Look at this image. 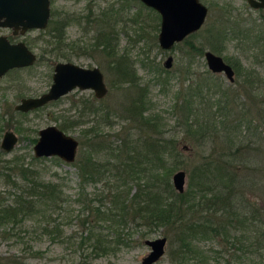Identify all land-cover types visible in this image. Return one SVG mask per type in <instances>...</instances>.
<instances>
[{
	"label": "trees",
	"instance_id": "obj_1",
	"mask_svg": "<svg viewBox=\"0 0 264 264\" xmlns=\"http://www.w3.org/2000/svg\"><path fill=\"white\" fill-rule=\"evenodd\" d=\"M147 15L159 20V14L153 8L148 7ZM110 17H113L112 12L106 10L97 17L90 11L69 18L57 17L51 12L47 26L40 29L47 44L42 50L51 52L52 58H69L63 51L66 27L71 22L84 23L86 32H94L91 50L105 57L114 74V82L135 88L139 85L136 68L126 51L120 52L119 48L116 25L120 19L117 14L112 20ZM129 19L131 24L142 22L140 11L133 12ZM203 32L205 44L197 46L186 39L190 48L202 55L207 45L220 53L224 32L221 23L213 22ZM261 32L258 29L252 41L264 55ZM235 33L232 28L230 38H236ZM26 43L32 47V42L26 40ZM234 61L230 59L237 75L243 76V88L256 83L249 93L252 98L249 103L240 99L237 88L224 85L210 70L204 77H195L186 84L183 93L177 91L173 109L179 113L177 125L187 133L186 141L203 149L186 167L187 184L182 192L171 182L172 173L183 166L180 141L174 136L177 130L165 135L160 120L148 111L142 89L128 93L126 101L120 104L123 113L116 115L113 112V118L130 119L134 123L133 127L138 130L136 138H131L130 132L127 137L117 140L96 139L102 135L99 126L111 123L107 118L109 111L97 114L100 112L97 108L96 114L104 117L102 121H96L98 126L93 124L86 130L93 137L81 139L80 155L72 162L77 166V198L82 205L76 214L80 231H74L73 235L79 236V243L87 244L90 252L99 255L115 252L141 241L159 227H167L172 233L169 241L175 243L170 248L174 264H211V260L212 264L220 261L222 264H264V207L251 200V193L247 195L244 175L239 169L241 153L254 148L249 146L248 136L255 143L262 138L257 128L261 123L255 118L264 123V96H261L264 80H253L251 76L255 71L244 72L239 68L240 63ZM187 64L190 67L191 60ZM189 73L188 68L185 78ZM255 108L256 114H253ZM91 112L96 111L92 109ZM59 126L65 131L73 130L75 120L62 119ZM32 159L40 158L34 155ZM251 166L255 169L252 163ZM2 168L0 176L14 190L8 197L0 193V225L36 218L47 221L41 233L60 236L63 229L59 223H51L53 218L50 216L54 208H62L66 199L60 184L44 180L36 166L25 164L18 155L6 160ZM255 179L253 177V182ZM98 182L103 184L101 189L85 191L88 185ZM134 231L136 237H133ZM203 240L218 246L205 248L201 244ZM15 260L16 264H27Z\"/></svg>",
	"mask_w": 264,
	"mask_h": 264
},
{
	"label": "rangeland",
	"instance_id": "obj_2",
	"mask_svg": "<svg viewBox=\"0 0 264 264\" xmlns=\"http://www.w3.org/2000/svg\"><path fill=\"white\" fill-rule=\"evenodd\" d=\"M201 1L208 7V13L201 28L188 35L184 40L175 43L171 49L165 50L158 43L159 20L154 17L148 18V6L139 0H50L51 12H54V16L57 17L64 15L80 16L91 9L95 13L108 9L113 14L111 20L117 14L120 19L116 25V30L119 31L120 36V52L126 51L128 58L134 63L139 76L137 87L120 86L114 82V74L107 66L105 57L91 50V36L94 32L93 30L86 32L84 23L71 22L66 27V43L63 44V51L71 61L85 66L97 65L101 68L108 86V92L101 100H98V104L104 109L116 112V115L123 113L120 104L126 101L128 93L142 89L141 92L146 95L145 103L151 114L160 120L165 135L169 136L177 130V134L174 136L180 141L183 157V166L180 168L185 169L187 173L186 167L198 158L203 149L186 141L187 133L177 125L179 113L173 111L175 98L178 90L183 93L186 84L192 82L195 77H204L205 72L210 69L204 54L201 55L196 50L193 51L186 41L189 39L197 46L205 44L203 41L204 29L213 22H220L219 18L222 11L230 15L231 20L236 21L237 17L244 18L250 22H255V26L258 28L264 27V9H248L244 0ZM112 2L115 3L113 8L108 7ZM137 10L140 11L142 22L131 24L129 16ZM157 22L158 26L156 27ZM262 33L264 35V31ZM0 34L11 36L12 32L9 28L0 26ZM14 36L17 40L26 39L32 42L31 48L37 53V62L25 68L11 69L0 76V140L4 131L8 129H12L18 136L15 146L10 151L0 147V170L3 169L2 166L6 160L18 155L25 164L36 166L44 180H51L60 184L66 199L62 203V208H54L50 212V216L53 218L51 223L57 222L63 229L62 234L58 237L45 232L41 233L42 226L47 224L46 220L37 221L36 218H29L16 224L0 225V264H16L17 260L15 259L23 260L27 264H140L141 259L150 249L144 239L163 235L167 237L165 253L151 264H174L170 248L174 247L175 243L169 241L172 233L167 227H159L149 236L142 238L141 241H135L115 252L100 255L90 252L87 244H80L79 236L74 237L73 232L80 231V222L76 214L82 209L77 198L79 187L77 166L72 163L73 161L66 162L59 157L54 158L55 156H36L40 159H32L35 143L33 138L38 137L39 128L49 124L59 125L62 119H70L68 116L71 117L77 112L76 108L72 106V102L76 101L78 97L91 98L92 91L73 89L55 103L29 111L26 115L12 112L15 110L14 105L19 102L21 96H35L45 91L52 81L54 64L57 61L66 60L64 57L52 58L51 52L42 50L47 44L38 28L29 29L25 34ZM205 49L210 48L205 45L203 51ZM259 49V47L258 49L256 47L249 48V43L242 41L239 43L237 39L230 38L225 41L224 49L220 53L226 60H238L243 71L253 69L255 71L254 76H251L253 80H257V78L264 80V55L259 52ZM169 54L172 55L173 61L170 67H165L164 60ZM189 60H191L190 67L187 64ZM188 68L190 73L185 78ZM211 72L224 85L237 88L243 102L249 103L252 100L249 93L256 83L251 86L247 85L244 89L243 76L236 73L233 82L223 72ZM261 96H264V88L261 91ZM255 111L256 108L253 114H256ZM103 117L104 115H101L99 120L102 121ZM255 119L261 123L257 128L259 134L262 133L260 135L262 138L255 143L248 136L249 146H254V148L252 150L246 149L241 153L239 169H241V175H244L242 178L245 189H247V195L251 193L249 196L251 200L258 204L261 203L264 207V123L257 117ZM110 120L112 123L109 125L101 124L99 126L102 135L96 139L102 137L106 141L117 140L124 136L127 137L130 132L129 136L136 138L138 130L133 127L134 123L130 119L116 117ZM93 121L88 120L87 123L76 127V129L68 130V133L74 134L79 139H86L80 128L93 123ZM254 121L256 122V120ZM80 152L81 149L78 147L77 156ZM250 152H253L254 157ZM251 163L255 169H252ZM244 167L246 169H243ZM257 175L259 177L255 179ZM252 176L255 179L254 182ZM102 181L104 182V179ZM102 187V182H98L95 185H88L85 191L90 192ZM13 190L11 185L4 183V177L0 176V193L8 197V193ZM136 236L137 232L134 231L133 237ZM201 244L205 248L218 246L217 243L209 240H203ZM210 263L212 264L213 261L211 260ZM222 263V261L218 262V264Z\"/></svg>",
	"mask_w": 264,
	"mask_h": 264
},
{
	"label": "water",
	"instance_id": "obj_3",
	"mask_svg": "<svg viewBox=\"0 0 264 264\" xmlns=\"http://www.w3.org/2000/svg\"><path fill=\"white\" fill-rule=\"evenodd\" d=\"M154 8L160 14L159 46L165 50L173 47L187 34L197 30L205 20L207 6L200 0H140ZM253 6H264V0H248ZM51 14L50 0H0V26L11 27L13 33H24L28 29H43L47 26ZM204 57L208 68L213 72H223L230 81L234 80V70L223 57L206 49ZM36 58L23 40L11 42L6 35H0V76L8 69L31 65ZM173 57L169 54L164 66L170 67ZM75 86L90 87L98 97L107 91L104 75L98 66L85 67L72 61H58L53 70L52 82L44 92L35 96H23L14 108L28 111L50 100L57 99ZM18 136L11 130H5L1 147L10 151L16 144ZM78 140L56 124H49L38 130V137L33 145L34 155L58 156L66 162L75 159ZM187 172L176 169L171 175L174 188L182 192L186 185ZM150 247L140 264L157 261L166 250L167 237L155 236L145 238Z\"/></svg>",
	"mask_w": 264,
	"mask_h": 264
},
{
	"label": "flooded vegetation",
	"instance_id": "obj_4",
	"mask_svg": "<svg viewBox=\"0 0 264 264\" xmlns=\"http://www.w3.org/2000/svg\"><path fill=\"white\" fill-rule=\"evenodd\" d=\"M140 1V0H139ZM201 1V0H200ZM142 2V1H141ZM202 2V1H201ZM244 2H245V6L248 8V9H252V10H260V9H264V6H258V7H256V6H253L248 0H244ZM143 3V2H142ZM203 3V2H202ZM204 4V3H203ZM115 5V3L114 2H112V3H110L109 4V6L108 7H110V8H113V6ZM147 6V5H146ZM207 6V5H206ZM107 7V8H108ZM148 7H150V6H148ZM150 8H152V7H150ZM154 9V8H153ZM155 10V9H154ZM90 11V13H92V15L94 16V17H97V15L98 14H101V13H103V12H105V10H101L100 12H98V13H95L92 9L91 10H89ZM156 11V10H155ZM106 12H109V10L108 9H106ZM157 12V11H156ZM87 13V12H86ZM158 13V12H157ZM207 13H208V7H207ZM97 14V15H96ZM159 14V13H158ZM50 16H51V14H50ZM64 16H66V17H72L71 15H64ZM81 16V15H80ZM206 16H207V14H206ZM230 17V15H228V14H226V12L225 11H222V14H221V16H220V18H219V20H220V23H221V25H222V27L224 28V32H223V49H224V43H225V41L226 40H228V39H230V35H231V29L232 28H235V30H236V33H235V36H236V38H234V39H237L238 41H239V43L242 41V42H245V43H249V48H254L255 46L253 45V41H252V39H253V37H255L256 36V32L258 31V29H260L262 32L264 31V27H256L255 26V22H250V20H247V19H244V18H239V17H237V20L235 21V20H231V18H229ZM111 18V17H110ZM117 18H119L118 16H117ZM50 19V18H49ZM205 19H206V17H205ZM204 22H205V20H204ZM203 22V23H204ZM203 23H202V25H203ZM201 25V26H202ZM201 26L197 29V30H199L200 28H201ZM7 28H9L10 30H11V32H12V35L11 36H7V38L11 41V42H17V41H19V40H23L25 43H26V39L24 40V39H19V40H17V39H15L14 37V35H17V34H25L28 30H26L24 33H20V32H18V33H13V29L11 28V27H7ZM159 30H160V14H159ZM197 30H195V31H197ZM195 31H193V32H191V33H189V34H187L186 36H184V38L183 39H181L180 41H182V40H184L188 35H190V34H192V33H194ZM159 32V31H158ZM261 32V34H263ZM0 35H5V34H0ZM93 35V34H92ZM92 37V36H91ZM157 38H158V33H157ZM177 42H179V41H177ZM177 42H175V43H177ZM66 43V42H65ZM27 44V43H26ZM27 46L33 51V49L27 44ZM174 46V45H173ZM206 50V49H205ZM204 50V51H205ZM209 50H211V49H209ZM213 51V50H212ZM33 52H35V51H33ZM215 52V51H214ZM215 53H217V52H215ZM35 54H36V58H35V61H34V63L35 62H37V53L35 52ZM203 54H204V52H203ZM218 54H220L222 57H223V59L226 61V62H228L231 66H232V68H233V70H234V76H235V73H236V69H235V67L233 66V64L229 61V60H226V58L221 54V53H218ZM64 59H66V60H63V61H71V60H69V58H66V57H64ZM58 62V61H57ZM56 62V63H57ZM72 62H74V61H72ZM234 62H239L238 60H235ZM33 63V64H34ZM55 63V64H56ZM76 63V62H75ZM240 63V62H239ZM33 64H31V65H33ZM55 64H54V66H55ZM78 64V63H77ZM31 65H26V66H20V67H13V68H10V69H8L5 73H7L8 71H10L11 69H21V68H25V67H28V66H31ZM79 65H81V64H79ZM54 66H53V70H54ZM82 66H85V65H82ZM95 66H97V65H95ZM85 67H93V66H85ZM99 67V66H98ZM100 68V67H99ZM239 68H241L242 69V66H241V64H240V67ZM101 69V68H100ZM102 71V70H101ZM242 71H243V69H242ZM249 72H253L254 70L253 69H249L248 70ZM248 71H246V70H244V72H248ZM103 72V71H102ZM222 72V71H221ZM4 73V74H5ZM4 74H2V75H4ZM52 74H53V71H52ZM1 75V76H2ZM103 75H104V73H103ZM104 80H105V78H104ZM52 82V81H51ZM106 82V81H105ZM51 84V83H50ZM50 86V85H49ZM106 86H107V83H106ZM73 89H89V90H91L92 91V93H91V98H89V97H78V98H76V101L74 100V102H75V104L72 102V106H74L75 108H76V110H77V112L75 113V114H73V116H68L70 119H66V120H72V119H74L75 120V128L74 129H76V127H78V126H80V125H82V124H85V123H87V121L88 120H94L93 121V123H90L89 125H85L83 128H80L81 129V132H82V135H84L85 137H93V134L91 135L89 132L87 133V129H89V127H91L93 124H95V125H97L96 123V121L99 119V117L100 116H98L97 114H99V112L97 113V108H99L98 109V111H100V113L101 112H105V111H109V113H110V117H107L108 118V122H111L112 120H110V119H112L113 118V111H111L110 109H104V108H102V107H100L99 106V101L98 100H101L106 94H107V92H108V86H107V91H106V93H105V95H103V96H101V97H98L96 94H95V92H94V90L92 89V88H90V87H87V88H81V87H79V86H75L74 88H72V89H70L69 91H67L66 93H64L63 95H61L59 98H57V99H53V100H50V101H48L47 103H45V104H43V105H41V106H39V107H37V108H34V109H31V110H28V111H21V110H17V109H15L16 111H21V112H29V111H32V110H37L38 108H42V107H44V106H47L48 104H52V103H55L57 100H59L60 98H62L63 96H66L70 91H72ZM47 90V89H46ZM44 92V91H43ZM21 97H23V96H21ZM20 97V98H21ZM15 106V105H14ZM89 106V107H88ZM92 109H95V111L96 112H94V113H92L91 112V110ZM101 109V110H100ZM148 111H149V107H148ZM91 112V113H90ZM97 113V114H96ZM112 123V122H111ZM103 124V123H102ZM59 128H61L59 125H57ZM98 126V125H97ZM95 129H96V127H94ZM101 128V127H100ZM40 129V128H39ZM38 129V130H39ZM62 129V128H61ZM12 130V129H11ZM63 130V129H62ZM65 131V130H64ZM94 130H92V132H93ZM96 132V134H98L99 133V131H101L100 129H99V131L96 129L95 130ZM65 132H67L68 133V131H65ZM17 135V134H16ZM74 135V134H73ZM3 136V135H2ZM75 136V135H74ZM76 137V136H75ZM77 138V137H76ZM1 139H2V137H1ZM37 139V138H36ZM82 139V138H81ZM81 139H79V138H77V140H78V145H77V151H78V147H80V149H81V145H80V141H81ZM36 141V140H35ZM0 147H1V140H0ZM2 148V147H1ZM3 149V148H2ZM77 151H76V156H75V159L80 155H78L77 156ZM58 157V156H57ZM74 159V160H75Z\"/></svg>",
	"mask_w": 264,
	"mask_h": 264
}]
</instances>
